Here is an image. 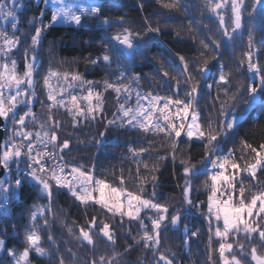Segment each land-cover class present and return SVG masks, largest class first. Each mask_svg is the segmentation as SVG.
<instances>
[{"label":"snow or ice","instance_id":"obj_1","mask_svg":"<svg viewBox=\"0 0 264 264\" xmlns=\"http://www.w3.org/2000/svg\"><path fill=\"white\" fill-rule=\"evenodd\" d=\"M157 2L162 3L166 9L189 10L181 0ZM38 3L50 10L51 20L44 23V10L29 20L34 34L30 37L29 47L24 51L21 69L17 60L9 57L20 47V37L16 35L19 31L17 12L23 5L18 0H0V21L10 22L12 29L10 35L7 27H0V120L13 125L12 135L0 144V169L3 170L0 175L8 176L6 180L0 179V210L7 213L10 201L28 179L39 186L38 191L46 196L49 203L47 206L33 205L35 210L30 211V226L25 230L24 244L20 250L8 247L5 239L0 238V252H5L8 258L7 261L0 258V264H31L30 256L33 252L40 257H48L50 264H79L77 253L72 248L66 249L67 255L61 253L60 245L51 232H45V236L49 249L55 251L44 247L45 236L41 235V230H46L49 225L45 212L52 211L54 189H67L85 209L99 208L105 216L111 218L98 220L97 216L92 215L86 225L79 226L78 233L68 227L69 234L79 241V247L91 246L89 250L94 253L99 238L112 248L110 254H101L98 258L93 255L92 259L85 260V264H119L123 253L116 249L117 237L113 221L123 228L125 218L129 222L138 223L141 232L139 238L133 237V240L152 251L153 256L157 257L156 264H177L175 253L167 255L161 251V235L169 230V225L173 230L183 225V244L189 250L190 237L200 235L199 230H190L184 218L191 214V207L199 208V204H194L191 193L194 179L201 174L207 175L204 186L210 188L207 211L202 213L208 223L209 264H217L213 260L217 252L219 264H264V181L258 176V173L264 175V143L254 147L247 141H241L243 154L240 157L235 156V149L230 148L225 152L224 148V143L230 139L229 134H234L239 127L238 121L243 119L245 113L256 105L264 107V65L259 60L260 50L254 49L255 33L252 27L258 10L264 11V0H206L205 8L218 21L216 27L220 37H209L211 44L204 39L200 40L204 50L201 56L205 58L196 66L198 76L193 75L184 56L179 57L180 65L175 68L171 64L165 68L161 62L158 72L162 82L165 85H168L169 79L175 82L169 85L170 94L166 95L153 94L152 91L142 94L139 90L141 75L130 73L124 65V62L134 63L137 56L143 59L141 45L137 41L143 40L148 33H159V27L146 24L143 32L123 28L111 36H101L99 40L102 49L99 55L94 58L89 55L85 58L86 62L109 68L115 63L118 69L124 70L112 73L115 79L106 78L100 82L101 87L97 88V82L85 80L79 72H61L49 67L42 78L46 99L39 101L42 107L47 108L44 120L38 119L33 111V105L37 102L38 73L35 52L42 33L57 23L83 27L88 19L99 21L106 33L112 23L108 17L101 19L103 5L97 0L87 5L76 4L72 0H38ZM245 14L248 17V50L236 65V71L242 72L246 65V71L252 74L254 81L246 88L242 82L233 88V73L231 70L226 71L221 63L218 79L207 85L209 91L214 85L217 88L215 101L219 108L216 109L215 104L213 108L218 111L219 119L215 122L209 119L205 124L201 120L198 105L200 82L209 71L206 53L211 50V59H218L217 50L221 48L222 42L227 46L235 41V34H243ZM120 19L122 22L123 18ZM37 23L39 27L35 26ZM191 24L190 21L189 31H192ZM53 79L56 80L55 84L52 83ZM73 89H79V93ZM109 90L115 93L117 104L111 120H107L104 112L105 93ZM133 94L134 105L130 103ZM240 105L245 106L243 111L239 110ZM54 109H63L70 117L73 128L99 118L106 120L105 131L111 127L143 135H160L171 145L173 162L181 143L194 140L201 142L204 156L200 163L207 161L211 166L207 169L206 165V173H201L190 156L180 160L184 179L181 189L183 203L190 207L183 210L177 208L170 213L167 204L155 202V183L152 198L143 196L144 181L155 182L157 177L152 173L159 170L155 164L150 166L143 158V154L149 151L144 147L128 148L137 164V177L141 181V186L135 192L126 187L124 169L120 170L119 176L114 175V181H109L95 175L94 165L85 168L83 164H69L65 160V150L70 151L71 142L69 139L60 140L58 133L61 121L54 116ZM29 123L34 125L32 130H29ZM182 135L186 140H181ZM100 136L103 137L104 133H100ZM17 137L20 139L17 140ZM21 163L26 165L23 170L20 168ZM141 165L148 175L140 173ZM150 212L155 215H150ZM145 218L150 222V227L145 223ZM38 219L43 220L42 225L37 223ZM213 238L218 242L215 248L212 246ZM131 248L132 245H128L124 251L128 252Z\"/></svg>","mask_w":264,"mask_h":264},{"label":"trees","instance_id":"obj_2","mask_svg":"<svg viewBox=\"0 0 264 264\" xmlns=\"http://www.w3.org/2000/svg\"><path fill=\"white\" fill-rule=\"evenodd\" d=\"M80 1V0H78ZM87 0H83L86 2ZM194 1L197 0H181L188 12L182 9H166L162 3L157 0H100L103 5V17H108L112 23V27L105 33L100 27L99 21L88 19L83 27L53 25L41 35V42L38 45V56L42 61L41 74L45 75L51 67L54 70L61 72H79L85 80H92L101 85L104 79L107 78L108 70L103 65L97 66L86 62V57H96L102 49V44L99 38L101 36L122 31L123 28H128L133 32H143L146 24L153 27H159V33L151 32L144 36L143 40L137 41L141 45V56H137L134 63L124 62L125 68L130 73H138L141 75L139 90L142 94L152 91L153 94L166 95L170 94L169 85L175 82L168 80V85H165L158 72L161 62L165 68L169 64L173 68L180 65L179 57L184 56L189 62V67L193 71V75H199L195 72L196 66L205 56H201L204 51L200 45V40L204 39L211 44V38H219L220 32L217 30V23L207 16H202L193 11ZM76 2V0H72ZM168 2V0H164ZM44 10L46 15L44 23L47 24L51 20L50 10L45 9V6L40 3L36 4L33 0H25L24 9L17 12L19 18L18 28L16 33L20 37V47L10 55V59H16L20 68L24 64V51L29 47L30 37L34 34V29L29 25V20L39 15V11ZM257 21H252V27L255 33L254 49H262L264 44V11L256 14ZM123 18L121 22L120 18ZM247 14H245V29L243 34L236 35L233 43L222 46L217 50L218 59H211V50L206 53L209 58L208 69L211 74L209 78H205L200 82L199 95V110L201 120L206 122L212 119L214 122L219 119V108L215 97L217 88L214 85L209 91L208 84H212L214 79H218L220 64L223 63L225 70H231L232 87L235 88L238 82H242L246 88L251 83L249 73L246 71V65L242 72L236 71V65L242 58L243 53L247 48ZM190 21L192 22V31H189ZM208 25L207 28L204 25ZM6 25V23L4 24ZM7 25H10L7 23ZM38 27V23L35 25ZM40 26V24H39ZM214 47V46H213ZM262 52V51H261ZM31 51L29 50V54ZM259 60L264 65V52L259 54ZM116 67V64H113ZM108 69V67H107ZM124 70V68H119ZM41 74L36 75V103L33 105V111L37 118L44 120L47 117V108L42 107L39 103L46 99L45 90L42 87ZM109 79V78H107ZM257 83V81H256ZM135 87V86H134ZM246 94V93H245ZM222 95V93H221ZM134 101L132 100V103ZM22 107V106H21ZM244 105H240V111H243ZM117 104L115 93L109 90L105 93L104 112L107 120L113 119L112 113L116 111ZM54 116L61 121L59 137L69 139L70 151L65 150V160L69 164H83L85 168L95 166V175L97 177L107 178L109 181H114V175L119 176L120 170L124 169L126 187L130 191H137L141 186V181L137 177V164L134 162L132 154L128 151L129 147L149 149L143 154V158L150 164H155L158 171L152 173L157 177L155 182L151 180L143 183V196L152 198L153 183H155V202L167 204L169 212L172 213L175 209H187L190 206L183 203L182 187L183 165L180 163L182 158L191 157L193 163L201 170V173H206L210 169V164L207 161L200 163L204 156V148L201 142L192 141L190 143H181L177 149L176 160L173 162L170 155L171 145L160 135H143L136 131H125L124 129L108 128L105 131L106 120L97 119L92 122H83L78 128H73L71 119L64 110L54 109ZM239 127L234 134L230 133V139L224 143L225 152L233 148L235 156L240 157L241 141H247L254 147H258L264 143V107L256 105L245 113L243 119L238 121ZM29 130L34 128L32 123L28 124ZM100 133H104L101 137ZM181 140H186V137L181 136ZM99 141V142H97ZM161 156H166V159H159ZM243 164V161H241ZM207 165V169H206ZM142 175H148L143 166L139 169ZM261 181H264V175L258 173ZM207 179L206 174H201L193 181V191L191 197L194 204H199V208L191 207V214L186 218V222L191 231L199 230L198 237H190L189 232V248L183 244L184 229L183 225L178 230L171 229L162 232L161 235V251L170 255L175 253L174 259L177 264H209L208 261V223L202 213L207 211V197L210 194V188H205L204 181ZM118 182V181H116ZM37 185L26 180L23 183L21 190L17 192L15 197L10 201L7 213L4 211L0 214V238L5 239L8 247L21 249L24 244V233L27 227L30 226V211L35 210L33 205L47 206L48 199L38 191ZM203 202V203H201ZM52 211H46L45 215L49 220V225L46 230H41V235L45 236V232H51L60 245L61 253L66 254V249L72 248L77 253L79 264H85V260H90L95 255L97 258L101 254L108 255L112 252V248L97 238L95 252L90 251V247H79V241L70 235L68 227L73 228L74 233H78L79 226L86 225V222L92 215L100 219H111L99 208L89 207L85 209L78 201L73 198L68 191L54 189V195L51 203ZM200 213V214H198ZM150 215H155L150 212ZM145 213L142 215L144 216ZM38 224H43L42 219H38ZM145 223L150 227V222L145 218ZM116 228L118 252L123 253L119 258V264H156L157 257L153 256L152 251L145 249L142 244H137L133 237L139 238L138 223L136 221H127L123 228L113 221ZM15 226V227H14ZM5 229L7 231L5 232ZM130 229V232H129ZM217 242L213 238V247H217ZM132 245V248L125 252V248ZM44 247L49 249V243L44 240ZM214 247V248H215ZM0 258L7 261L6 253L0 252ZM31 264H50L48 257H40L34 252L30 256ZM213 260L219 264V254L214 253Z\"/></svg>","mask_w":264,"mask_h":264},{"label":"rangeland","instance_id":"obj_3","mask_svg":"<svg viewBox=\"0 0 264 264\" xmlns=\"http://www.w3.org/2000/svg\"><path fill=\"white\" fill-rule=\"evenodd\" d=\"M37 5L38 4H40V3H38V0H33ZM94 2V0H87L86 2H83V0H80V1H78V0H76V4H81V5H87V4H90V3H93ZM97 2H99L100 3V0H97ZM249 2H250V0H249ZM18 3L20 4V5H23V7H19L18 8V11H21V10H23L24 9V5H25V0H18ZM194 3V9H193V11L195 12V13H197V14H200V15H202V16H207V17H209V18H211V19H213L214 21H215V23H218V21H216V19H215V17L211 14V13H209L208 11H207V9L205 8V3H206V0H197V2L196 1H194L193 2ZM260 12V10H258V12L257 13H259ZM258 17L259 16H257L256 15V17H255V19H254V21H257L258 20ZM6 23V22H5ZM7 25V24H6ZM55 25H62V24H60V23H57V24H55ZM65 26H75V25H65ZM38 27H39V23H38ZM76 27V26H75ZM237 35H240V33H237ZM38 47V46H37ZM257 49H259V48H257ZM260 51H259V54L261 55L262 54V52H264V44H263V48L262 49H259ZM262 51V52H261ZM38 48H37V50H36V52H35V56H36V60H37V68H38V73L39 74H41L40 73V71L42 70V61L40 60V58H39V56H38ZM29 55H31V53L29 54ZM254 59H255V57H254ZM106 70H108V75H107V78H109V79H115V76H112L111 74L112 73H118L119 71H122L121 69H118L117 67H114V65H112L110 68L108 67V69H107V67H106ZM43 74H41V76H42ZM44 76V75H43ZM249 76H250V80H251V83L254 81V77L252 76V74H250L249 73ZM43 78V77H42ZM256 82V81H255ZM42 83H43V81H42ZM52 83L53 84H55L56 83V80L55 79H53L52 80ZM257 84H258V81H257ZM96 87L97 88H100L101 87V85H98V84H96ZM73 91H76L77 93H79V89H73ZM86 94V93H85ZM132 100L134 101L133 103H132ZM130 103L132 104V105H134L135 104V94H133V97H132V99H131V101H130ZM61 110H63V109H61ZM8 130H7V132H6V136H5V138H4V140H3V143H4V141L6 140V139H8V137H10L11 135H12V129H13V125L12 124H10V122H8ZM211 167V166H210ZM13 168H15V165H13ZM8 178V176L6 175V174H4L0 179H3V180H6ZM74 198V197H73ZM83 206V205H82ZM144 214V212H142L141 213V215H143ZM216 241V240H215ZM217 242V241H216ZM217 244V246H218V242L216 243ZM214 247H215V245H214Z\"/></svg>","mask_w":264,"mask_h":264},{"label":"built area","instance_id":"obj_4","mask_svg":"<svg viewBox=\"0 0 264 264\" xmlns=\"http://www.w3.org/2000/svg\"><path fill=\"white\" fill-rule=\"evenodd\" d=\"M7 23H9L10 24V22H6V24ZM5 24V22L4 21H0V27H7V30H8V32H9V34L11 35L12 34V29H11V27H10V25H4ZM10 124H12L11 122H10ZM8 122H4V125H3V130H4V137H3V140H4V138H5V136H6V132H7V130H8ZM20 138L19 137H17V140H19ZM22 160L24 159V157H22L21 158ZM20 168L23 170V169H25L26 168V165L24 164V163H21L20 164ZM13 169H15V168H13ZM26 181V180H25ZM28 181H30V182H32L30 179H28ZM24 183V182H23ZM32 183H34V182H32ZM60 190H62V191H66L67 192V189H60ZM3 212V210H0V214ZM198 214H200V213H198Z\"/></svg>","mask_w":264,"mask_h":264},{"label":"water","instance_id":"obj_5","mask_svg":"<svg viewBox=\"0 0 264 264\" xmlns=\"http://www.w3.org/2000/svg\"><path fill=\"white\" fill-rule=\"evenodd\" d=\"M210 74H211V71L209 69V71L205 74V78H209L210 77ZM3 125H4V121L3 120H0V144L3 143V137H4V130H3ZM3 170L0 169V172H2ZM3 175H0V178L2 177Z\"/></svg>","mask_w":264,"mask_h":264}]
</instances>
